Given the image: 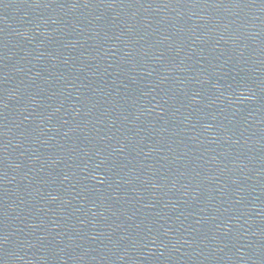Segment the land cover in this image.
<instances>
[{
	"label": "water",
	"instance_id": "obj_1",
	"mask_svg": "<svg viewBox=\"0 0 264 264\" xmlns=\"http://www.w3.org/2000/svg\"><path fill=\"white\" fill-rule=\"evenodd\" d=\"M0 264H264V0H0Z\"/></svg>",
	"mask_w": 264,
	"mask_h": 264
}]
</instances>
